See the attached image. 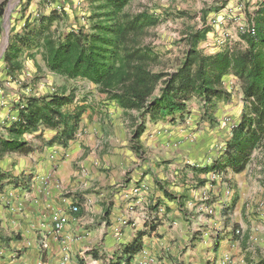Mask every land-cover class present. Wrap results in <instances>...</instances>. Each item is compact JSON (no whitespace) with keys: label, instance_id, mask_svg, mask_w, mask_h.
Segmentation results:
<instances>
[{"label":"crops","instance_id":"0c3cea01","mask_svg":"<svg viewBox=\"0 0 264 264\" xmlns=\"http://www.w3.org/2000/svg\"><path fill=\"white\" fill-rule=\"evenodd\" d=\"M96 1L31 0L30 12L46 9L63 25L66 19H80L88 2L94 8ZM231 7L228 3L225 8ZM227 11L222 18L230 24ZM2 15L6 25L14 19L4 11ZM33 15L22 22H31ZM21 27L12 32L5 28L0 35V264H127L126 250L137 245L142 250L129 264L143 254L154 258V264H222L224 256L228 264H256L237 198L230 193L232 182H227L234 173L228 170L222 180L211 181L213 173L204 167L218 152L208 158L207 146L188 144L184 133L174 135L173 129L185 126L187 114L185 119L147 118L136 138L139 117L130 131L121 123L127 111L106 94L84 98L79 90L63 87L59 91L75 96L63 111L84 109L75 137L64 145L59 130L42 125L17 136L10 117L17 114L27 88L18 82L23 68L11 76L4 57L15 36L23 33ZM221 31L217 26L207 34L199 47L204 54L211 53L208 46ZM52 88L51 83H35L33 94L45 96ZM4 142L12 143L6 151ZM72 206L79 208L77 214ZM61 220L64 226L57 233L54 225ZM240 228L242 236L237 235ZM204 232H210L209 240L202 238ZM64 244L69 248L66 261Z\"/></svg>","mask_w":264,"mask_h":264},{"label":"trees","instance_id":"16d2710c","mask_svg":"<svg viewBox=\"0 0 264 264\" xmlns=\"http://www.w3.org/2000/svg\"><path fill=\"white\" fill-rule=\"evenodd\" d=\"M131 1L97 0L87 25L58 37L49 33L52 24L58 21L56 14L27 21L23 33L15 36L5 54L8 74L16 76L23 68L24 57L34 59L40 54L50 72L67 80H86L122 109L137 111L142 125L136 138L147 118L180 115L185 119L190 113L188 104L194 98L204 102L206 118L214 121L209 115L217 103L231 98L225 78L233 75L242 86L245 106L224 149L204 169L223 178L228 170L242 173L254 151L264 145V6L254 20L256 35H243L245 50L230 48L213 55L204 54L199 49L209 33L204 27L186 37L187 50L181 64L176 71L168 72L155 71L159 55L143 43L147 30L157 26L159 18L148 11L126 12ZM25 98V108H17V136L42 125L59 130L64 145L75 137L84 109L63 111L73 103V92L56 90L45 96ZM11 145L2 144L5 151ZM141 250L140 245L127 249V264Z\"/></svg>","mask_w":264,"mask_h":264},{"label":"rangeland","instance_id":"374dc122","mask_svg":"<svg viewBox=\"0 0 264 264\" xmlns=\"http://www.w3.org/2000/svg\"><path fill=\"white\" fill-rule=\"evenodd\" d=\"M30 1L20 4V0H0V11L6 12L7 16L14 18L6 25L2 13H0V35L5 34V28L10 31H18L25 27L23 19L28 15H34L32 22L41 16H47L48 10L40 9L41 13L30 12ZM239 1V2H238ZM88 5L83 8L85 15L80 16V19H75L72 23L66 19L63 25L55 21L50 27L49 33L58 37L70 27L82 26L93 15L94 9ZM231 3L233 7L226 9V5ZM264 6V0H132L126 7V12L137 14L148 11L155 17L159 18L160 23L147 30L144 36L143 43L153 48L154 52L159 55V61L155 66V71H176L181 64L185 52L187 50L186 37L192 33L205 28L212 32L217 26L222 29L215 42H212L208 48H212L213 55L218 52L237 48L245 50L247 43L243 39V35L238 31V24H248L255 20L257 12ZM228 10L226 14L231 20L230 24H225V19L222 18V11ZM205 11L203 14L202 12ZM39 16V17H37ZM221 16V18H220ZM80 20V21H79ZM222 20V23L219 21ZM24 24V25H23ZM236 25L235 31L231 29V25ZM234 25V26H235ZM2 31V32H1ZM225 38V39H224ZM203 42L201 43V45ZM37 51V48L34 49ZM23 69L19 72L22 76L18 81L22 88L34 84L51 83L56 90L67 88L73 91L79 90L80 97H90L95 95L101 97L102 94L98 88L86 80L68 81L63 77L57 76L46 69V63L42 56L38 54L34 59L24 57ZM225 86L228 92L231 93L229 101L219 102L216 106V112L209 116L214 121L206 118L204 109L200 104L195 102V105H189L191 112L184 121L183 127L173 129L174 135L186 134L188 144L194 142L202 146H207V157L212 156L213 152H218L219 147L224 145V139L227 137V130L231 124L237 123L240 118V111L244 109L245 102L243 100V90L240 82L233 75L225 78ZM105 96V95H104ZM121 123L130 131H133L137 125L138 112L127 111L123 113ZM115 119L114 124H117ZM206 157V159H208ZM225 177V176H224ZM230 184V193L232 197L237 198L238 214L243 219L245 229L249 232L250 256L254 257L256 264H264V145L257 148L251 158L245 171L240 174H232ZM241 229V228H240ZM242 230L237 234L242 236ZM244 237V235H243Z\"/></svg>","mask_w":264,"mask_h":264},{"label":"built area","instance_id":"2783aa9c","mask_svg":"<svg viewBox=\"0 0 264 264\" xmlns=\"http://www.w3.org/2000/svg\"><path fill=\"white\" fill-rule=\"evenodd\" d=\"M219 22L222 23V20H220ZM237 29L238 31L244 35V34H249V35H252V36H255L256 35V27H255V23L253 21L249 22L247 25L246 24H238L237 25ZM225 39V38H224ZM26 89V95L25 97H28V96H32L34 95L33 92H34V87L32 85H28ZM52 93L56 91L55 88H52ZM3 95L2 94V91L0 90V96ZM23 98V101L20 102L18 108L19 109H24L25 106H26V98ZM10 120L13 122V123H16L17 121H19V115H18V111H17V114L14 116L12 115L10 117ZM236 124V123H235ZM235 124H231L229 127V131L231 132V130L233 129V127L235 126ZM224 149V145L220 146L219 147V151H218V154ZM218 154L216 155V157L218 156ZM215 157V158H216ZM214 158V159H215ZM214 159H210L211 162H213ZM209 161V162H210ZM223 179V176H220V175H216V174H212L211 176V181H220ZM71 211L74 213V214H77L79 212V208L77 206H72L71 207ZM208 212H210V214L213 213V210L212 209H209ZM63 226H64V221L61 220V221H58L54 227H55V230L57 233H59L62 229H63ZM117 232H119V229L117 230ZM202 238L204 240H209L210 239V232H204L202 234ZM42 244L45 246L46 243L42 242ZM63 252L65 254V261L69 259V248L67 245L64 244V248H63ZM229 263V257L228 256H224V258L222 259V264H228ZM135 264H154V258L152 257H147L145 254H143V256L141 258H138V260L136 261Z\"/></svg>","mask_w":264,"mask_h":264}]
</instances>
